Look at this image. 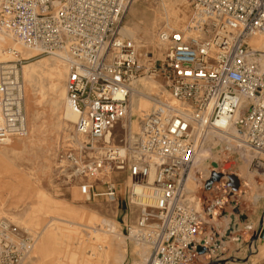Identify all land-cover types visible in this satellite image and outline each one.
<instances>
[{"label": "built area", "instance_id": "obj_1", "mask_svg": "<svg viewBox=\"0 0 264 264\" xmlns=\"http://www.w3.org/2000/svg\"><path fill=\"white\" fill-rule=\"evenodd\" d=\"M184 1L190 22L181 31L160 30L154 58L123 35L133 0H0V33L37 52L33 58L54 57L67 69V99L83 142L58 156L65 182L85 202L101 195L115 202L126 178L124 203L139 210L129 236L150 247L147 264H191L207 243L205 228L235 200L226 178L206 190L212 171L199 181L205 200L186 190L207 131L235 127L253 154L251 170L264 176V48L252 46L264 36V0ZM12 54L16 61L0 62L1 146L29 135L27 60ZM140 78L163 81L157 105L138 133L124 128L116 143L114 131L129 115L131 87ZM37 239L1 218L0 264H25Z\"/></svg>", "mask_w": 264, "mask_h": 264}, {"label": "rangeland", "instance_id": "obj_2", "mask_svg": "<svg viewBox=\"0 0 264 264\" xmlns=\"http://www.w3.org/2000/svg\"><path fill=\"white\" fill-rule=\"evenodd\" d=\"M191 17L192 9L184 0H133L122 27L135 34L134 40L143 54L158 58L157 33L164 28L181 31ZM8 40L17 43L13 38ZM8 48L11 47L0 43V50L6 52ZM23 49L24 53H31L27 59L23 58L27 60L24 69L38 71L33 77L24 78L22 70L28 137L0 145V219L30 228L39 236L46 231L44 228L49 221L57 223L53 227L55 249L46 258H40L35 255L40 241L29 264H147L149 252L136 246L129 236L139 210L124 203L126 178L117 185L115 202L102 195L85 202L78 188L65 182V174L57 161L62 152L76 149V143L72 142L76 125L67 124L62 112L53 109L52 102L57 100L61 106L64 103L66 67L54 57L33 58L37 52ZM12 57L17 60L15 55ZM142 81L148 83H142L143 88L138 85L143 94L150 93L154 85L157 94L162 90L160 78H140L136 83ZM165 98H169L167 93ZM132 100L130 98V105ZM147 103L145 108L136 104V111L128 121L130 131L136 132L141 120L150 113L152 103L150 100ZM30 104L37 106L36 113ZM124 128L125 122L115 129L116 143L124 134ZM230 137H225L229 143L220 139L213 143L206 140L207 151L201 153L200 160L196 158L191 173L195 178L187 184L189 192L205 200L208 194L202 191L199 181L210 171L234 175L240 183L237 189L229 183L228 187L236 194L235 200H230L214 227L205 228L203 237H207V243L198 247L191 264H264V176L251 170L249 158L252 159L253 154ZM261 159L264 161L263 157ZM98 191L105 192V187L100 185ZM67 209L79 211L86 217L85 221L94 217L96 223L63 225L65 220H70ZM118 236H123L126 242H118ZM98 246L103 249L99 250Z\"/></svg>", "mask_w": 264, "mask_h": 264}, {"label": "bare ground", "instance_id": "obj_3", "mask_svg": "<svg viewBox=\"0 0 264 264\" xmlns=\"http://www.w3.org/2000/svg\"><path fill=\"white\" fill-rule=\"evenodd\" d=\"M160 1H162V0H160ZM167 29V28H166ZM169 29V28H168ZM169 30H172V29H169ZM132 35H134V34H132ZM124 36H125V34H124ZM131 36V35H130ZM157 37V36H156ZM12 39V37H10V36H8V35H6V34H4V33H0V43L1 44H3V45H7V46H10L11 48H8V49H10L9 51H8V49H7V51L6 52H4V51H2V50H0V62L1 63H12L13 61H14V59H13V57H12V52L14 51H16V53L17 54H19V55H21V57L22 58H28V56L29 55H31V53H24L23 52V47L22 46H20V44H17V43H15L14 41H11V40H8V39ZM130 38V37H129ZM130 39H132V38H130ZM134 40V39H133ZM157 40V39H156ZM154 45V41H153V44L151 45V46H153ZM252 46L253 47H255V48H260V49H263L264 48V36H262V37H258V38H256V39H254L253 41H252ZM31 51V50H30ZM33 52H35V51H33ZM57 59V58H56ZM59 60V59H58ZM60 61V60H59ZM61 62V61H60ZM65 66V65H64ZM23 69H24V67H23ZM36 71H38V69H36V68H34L33 70H26V67H25V69L23 70V77L25 78V76H29V77H33L34 76V74H35V72ZM66 71H67V69H66ZM142 83H144V84H148L146 81H142L141 83H133L132 84V87H131V99L133 98V100H132V102H131V105H130V112H129V115H128V117L126 118V120L124 121L125 122V124H126V128L129 130V124H128V121H129V119L131 118V116L134 114V112L136 111V104H138L140 107H142V108H145L147 105H148V103H147V101H151V103H152V109L154 108V107H156V105H157V102H156V99L153 97V96H158L159 95V93L157 94V87H155V85H154V88L151 90V92L150 93H148V94H143V92H141L140 90H138V85H141L142 86ZM142 88H143V86H142ZM146 88V87H145ZM144 88V89H145ZM147 91V90H146ZM42 94V93H41ZM43 95H44V93H43ZM44 97V96H43ZM52 106H53V109L56 111V112H58V113H60V112H62V118H63V120L67 123V124H69V125H76L77 123H78V118H77V115L71 110V108H70V104H69V102H68V99H67V91H66V97H65V100H64V103H63V105L61 106V105H59V103L57 102V100H54L53 102H52ZM37 106H35V104H30V108H31V110L33 111V113L35 112V111H37V108H36ZM151 109V110H152ZM151 112V111H150ZM36 113V112H35ZM240 117H241V113H238L236 116H235V119H234V122H237L239 119H240ZM130 131V130H129ZM134 131H136V132H133V131H130L132 134H136V133H138L139 132V127H138V130H134ZM235 134V135H234ZM206 140L208 141L209 140V142H215V140H217V139H220V141H226L227 143H229L226 139H225V137H230V136H233L232 138H233V140H235L234 142H236V143H238L239 145H240V141H239V139L241 138V135H240V133H239V131H237V129L235 128V127H233L228 133H220V132H217V131H207L206 132ZM68 137H71V136H69L68 135ZM67 137V138H68ZM231 138V137H230ZM235 138V139H234ZM69 139V138H68ZM81 140H83L82 138H79L78 136H77V134H76V137L74 138H72V142H75L77 145H81L82 144V142H81ZM206 140H205V142L203 143V146H201V150L199 151V155L197 156V160H200V155H201V153L202 152H205V151H207L206 150ZM240 147H241V145H240ZM249 161H251V157L249 158ZM210 173H211V171H210ZM212 174V173H211ZM211 176V175H210ZM193 178H195L194 177V175L193 174H190V176H189V178H188V180L186 181V190H187V184H188V182L190 181V180H192ZM22 189V188H21ZM189 192V191H188ZM19 193V192H18ZM29 231H31V233L33 234V235H36V236H39V234H37V233H35V231L34 230H31L30 228H27ZM94 230V229H93ZM97 231H99V230H97ZM41 238H42V236H39V238L37 239V242H36V245L35 246H38V244L40 243V241H41ZM132 239V238H131ZM117 241L118 242H123V243H125L126 241H125V239H124V237L123 236H118L117 237ZM109 244V243H108ZM136 244V246H138V247H142V248H144L145 250H147L148 252H149V257H150V253H151V250H150V247L149 246H144V245H140V244H137V243H135ZM116 246H117V244H116ZM36 247H34V249H35ZM34 249H33V251H34ZM98 249L99 250H102L103 248L102 247H100V246H98ZM32 254V253H31ZM107 254V253H106ZM111 255V254H110ZM31 257H32V255H30L29 256V258L27 259V261L25 262V264H27L29 261H30V259H31ZM108 261H110V259H108ZM114 264V263H113Z\"/></svg>", "mask_w": 264, "mask_h": 264}, {"label": "crops", "instance_id": "obj_4", "mask_svg": "<svg viewBox=\"0 0 264 264\" xmlns=\"http://www.w3.org/2000/svg\"><path fill=\"white\" fill-rule=\"evenodd\" d=\"M124 34H125V37H128V38L130 37L132 39L135 38V34L131 32L129 29L123 28V35ZM63 209L65 210V208ZM67 211L69 212L70 220H65V223L63 225L73 226L76 223H80L78 225L76 224L75 226H89L90 224L94 222L96 223V220L94 217L91 218L89 221H85L86 217L81 215L79 211L71 210V209H67ZM54 224H57V223H54V221L51 220L49 221L47 226L44 228V230L46 231L42 233L41 243L36 249V253H35V255L40 256V258H46L49 255V252L55 249V237H54V231H53V227L55 226ZM32 260L29 261L27 264L31 263Z\"/></svg>", "mask_w": 264, "mask_h": 264}, {"label": "water", "instance_id": "obj_5", "mask_svg": "<svg viewBox=\"0 0 264 264\" xmlns=\"http://www.w3.org/2000/svg\"><path fill=\"white\" fill-rule=\"evenodd\" d=\"M224 178L228 180L227 186H229V183H231L233 188H236V189L239 188L240 183L236 176L234 175L225 176L224 174L213 172L210 176V179L206 183V186H205L206 190H210L214 184L220 183Z\"/></svg>", "mask_w": 264, "mask_h": 264}]
</instances>
